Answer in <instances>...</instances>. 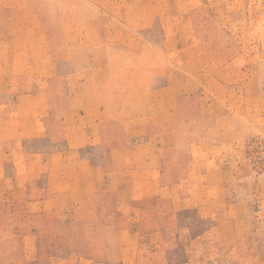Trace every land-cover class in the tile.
<instances>
[{"label": "rangeland", "instance_id": "1", "mask_svg": "<svg viewBox=\"0 0 264 264\" xmlns=\"http://www.w3.org/2000/svg\"><path fill=\"white\" fill-rule=\"evenodd\" d=\"M0 264H264V0H0Z\"/></svg>", "mask_w": 264, "mask_h": 264}]
</instances>
